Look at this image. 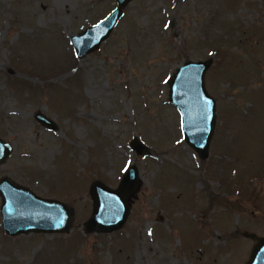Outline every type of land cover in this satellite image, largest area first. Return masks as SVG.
<instances>
[{"label":"rangeland","instance_id":"1","mask_svg":"<svg viewBox=\"0 0 264 264\" xmlns=\"http://www.w3.org/2000/svg\"><path fill=\"white\" fill-rule=\"evenodd\" d=\"M115 6L0 0V138L13 148L0 178L74 209L67 233L9 236L0 215V264H245L247 235L264 237V0H132L78 59L70 38ZM209 59L216 122L201 159L183 140L168 80ZM132 165L139 183L124 225L86 231L90 185L116 190Z\"/></svg>","mask_w":264,"mask_h":264},{"label":"water","instance_id":"2","mask_svg":"<svg viewBox=\"0 0 264 264\" xmlns=\"http://www.w3.org/2000/svg\"><path fill=\"white\" fill-rule=\"evenodd\" d=\"M131 1L115 0V8L103 20L71 37L78 59L100 47L118 23L123 8ZM211 64V59L186 61L168 80L167 100L179 112L183 140L201 159L208 155L216 122L215 100L205 87V74ZM35 120L50 130L56 129L44 114L37 113ZM131 147L138 154L145 148L137 140L131 141ZM12 150V145L0 138V164L5 162ZM138 183V171L134 165L124 171L116 190L94 181L89 188L93 208L84 223L85 230L110 233L120 229L129 215L128 196L137 190ZM0 199L1 226L9 236L32 232L67 233L71 229L73 207L54 199L41 198L7 176L0 178ZM247 236L255 244L245 264H264V237L255 234Z\"/></svg>","mask_w":264,"mask_h":264}]
</instances>
